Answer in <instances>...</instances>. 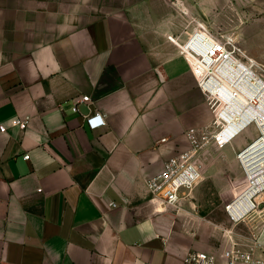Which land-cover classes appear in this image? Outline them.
<instances>
[{"label": "crops", "instance_id": "0c3cea01", "mask_svg": "<svg viewBox=\"0 0 264 264\" xmlns=\"http://www.w3.org/2000/svg\"><path fill=\"white\" fill-rule=\"evenodd\" d=\"M210 10L211 0H0V264H191L193 250L224 264L238 231H219L185 198L164 207L147 183L212 122L171 38L208 28ZM82 95L91 100L75 110ZM88 113L106 123L92 128ZM258 215L250 231L264 241Z\"/></svg>", "mask_w": 264, "mask_h": 264}, {"label": "built area", "instance_id": "2783aa9c", "mask_svg": "<svg viewBox=\"0 0 264 264\" xmlns=\"http://www.w3.org/2000/svg\"><path fill=\"white\" fill-rule=\"evenodd\" d=\"M209 33L213 38H209ZM199 78L212 112L204 130L188 132L190 147L170 156L164 168L148 178V187L166 208H174L203 177L198 153L211 139L222 146L234 142L251 125L256 133L237 151L245 174V186L226 204L232 222L264 207V63L250 56L233 36H219L205 27L197 28L186 41L171 36ZM190 50V51H189ZM218 88V93L214 91ZM89 95L76 98L75 110L89 103ZM92 128L106 123L103 115L86 114ZM29 117L16 123L26 126ZM1 130L6 126L0 125ZM29 158V154H25ZM224 264H264V241L257 231L244 239L234 238L223 251ZM191 264H217L206 250H193L185 257Z\"/></svg>", "mask_w": 264, "mask_h": 264}, {"label": "rangeland", "instance_id": "374dc122", "mask_svg": "<svg viewBox=\"0 0 264 264\" xmlns=\"http://www.w3.org/2000/svg\"><path fill=\"white\" fill-rule=\"evenodd\" d=\"M205 17L207 29L212 33L233 36L250 56L264 63V0H211L210 14ZM255 133L256 128L251 125L232 143L219 146L215 139H211L202 146L198 156L204 165L203 177L184 196L185 200L193 202L187 203L191 213H197L205 218V221L219 225L218 230L224 233L227 229L238 231L237 238L240 239L252 233L250 230L256 225L258 213L264 215L262 209H259L234 223L226 211V204L246 183L243 168L237 157V149L241 147L239 140L249 141ZM224 156L230 157L228 164L219 163L220 158ZM208 169L212 171L210 175L206 174ZM198 209L199 212L196 211ZM184 214L189 218L192 216L190 213Z\"/></svg>", "mask_w": 264, "mask_h": 264}, {"label": "bare ground", "instance_id": "6f19581e", "mask_svg": "<svg viewBox=\"0 0 264 264\" xmlns=\"http://www.w3.org/2000/svg\"><path fill=\"white\" fill-rule=\"evenodd\" d=\"M207 34L209 35V38H213L209 33H207ZM189 51H190V50H189ZM213 90L216 91V93L219 92L217 87H215V89H213Z\"/></svg>", "mask_w": 264, "mask_h": 264}]
</instances>
